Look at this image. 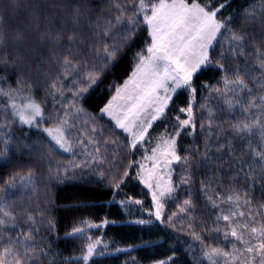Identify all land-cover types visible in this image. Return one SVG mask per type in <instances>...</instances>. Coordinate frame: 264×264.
<instances>
[{"label": "snow or ice", "instance_id": "snow-or-ice-1", "mask_svg": "<svg viewBox=\"0 0 264 264\" xmlns=\"http://www.w3.org/2000/svg\"><path fill=\"white\" fill-rule=\"evenodd\" d=\"M228 2L125 0L123 4H113L116 12L112 17H94L88 7L91 0H24V15L16 24L8 25L7 18L0 14V51L7 53L9 46L14 48L11 59L7 54L0 56V65L23 64L25 49L34 40L48 50L50 60L59 66V74L48 81L47 95L55 99L71 93L72 101L62 100L61 111L46 116L42 101L29 94L24 103L18 104L15 99L20 89L0 86V96L8 98L7 107L11 109L10 117L0 122L5 145L0 157L7 155V133L11 123L18 121L43 131L63 152L73 153L76 148L87 151V145H93V152L88 153L91 162L103 164L104 159L93 154L101 149L96 147L98 141L91 133L97 131L92 126L97 117L107 118L113 130H119L127 141L129 153L141 149L144 153L140 160H129L125 168L107 177L99 173L112 189V202L122 206V212L135 205L139 206L137 213L148 215L149 219L135 220L137 224L170 223L178 214L189 213L195 207L190 193L182 201L177 197L182 185L192 184L191 166L196 159L187 149L181 154L178 141L182 135L202 137L203 150L191 151L197 152L204 167L214 170L216 161L228 156L236 168L232 180H244L249 188L258 183L264 188V32L261 43L251 45L254 60L247 62L249 33L235 29L231 16L225 19L220 15ZM9 3L19 16L20 0ZM242 19L264 29V8L246 11ZM237 56L245 57L243 68ZM229 58L233 60L231 65L226 63ZM210 69L219 70L217 85L201 80ZM66 77H71V87L65 86ZM17 84L32 87L23 79H18ZM201 92L207 95L201 96ZM213 96L222 107L207 102ZM88 105H92L91 114ZM80 114L89 117L81 119L90 125L85 138L74 135L76 122H70V117ZM45 119L50 126H41ZM158 123L163 131H152ZM104 143L116 144L118 140L106 139ZM146 144L153 146L149 150ZM88 163L69 161L72 170ZM174 164L181 166L178 182L173 180ZM56 175L60 176V169ZM64 175H68V169ZM17 177L21 184H31L34 173L29 170L24 176L10 175L0 184V264H42L41 258L48 253L34 244L40 232L36 225H46V230L52 232L56 221L44 208L34 214L33 210L13 211L8 207L3 193L16 188ZM132 181L143 186L150 197V207L143 199L125 192ZM210 187L201 182L206 199L218 212L214 218L216 227L208 230L209 235L222 234L230 241V248L205 245L208 250L204 256L210 264H264V203L254 206L248 192L237 191L234 185L227 186L231 191L226 194L216 192L214 198L208 194ZM120 194L124 198L117 200ZM45 196L48 198L47 193ZM169 202L179 205V213L165 215ZM115 222L107 218L100 223L83 219L74 224L65 237L83 238L84 242L80 254L69 259L74 264H96L95 257L106 255L108 244L102 237H90L88 230ZM189 234L204 245L202 235L195 231ZM172 260L170 256L159 264H170Z\"/></svg>", "mask_w": 264, "mask_h": 264}, {"label": "trees", "instance_id": "trees-1", "mask_svg": "<svg viewBox=\"0 0 264 264\" xmlns=\"http://www.w3.org/2000/svg\"><path fill=\"white\" fill-rule=\"evenodd\" d=\"M115 2L125 3V0H91L88 5L90 15L100 17H112L116 12L113 7ZM21 12L17 16L10 6L9 0H0V14L7 18L8 25H14L19 18L24 15V0H20ZM264 8V0H229L227 6L220 14L222 18H233L232 26L237 29H243L249 33V39L246 44L247 62L254 60L252 54V44L261 43V34L264 32L258 24H248L242 19L246 11ZM219 50V49H218ZM7 54L9 59L14 54V48L9 46L7 53L0 51V56ZM26 60L19 66L0 65V86L8 89L9 87L20 89L16 99L19 102V95L23 97L21 102H25L24 97L31 94L38 102H43L45 114L48 116L53 112H60V102L67 100L71 103V93L62 98H52L47 95L49 88V79L59 74V66L50 60L49 52L41 47L34 40L25 49ZM59 55V53H58ZM90 58V57H89ZM240 67L243 68L246 59L244 56H237ZM226 63L231 65L233 60L229 58ZM43 73V74H42ZM219 70L210 69L205 71L201 77L203 82L209 85H217L219 80ZM18 79H23L28 87L21 88L17 84ZM71 77L64 78L66 87H71L69 83ZM222 86V85H220ZM201 96H206V92H201ZM183 100V97H181ZM213 106L218 105L216 98L210 97L207 101ZM10 103L8 98L0 96V122L10 117L11 109L7 107ZM91 114L92 105H88ZM8 113L6 116L5 113ZM198 116L201 115L197 110ZM206 115V114H205ZM227 119V114L224 116ZM76 122L74 135H80L85 138L88 134L90 125L82 123L81 119L88 120L89 117L83 114L70 117ZM42 127L50 126V121L45 119L41 122ZM94 126L97 131L91 133L98 141L96 147L101 149L100 153H93L104 159V163H92V157L88 155L93 152V145H87V151L76 148L75 152L67 153L59 150L47 137V135L37 128L27 125H21L19 122L11 123V131L7 133L10 143L7 147V155L0 157V184L10 175L20 176L27 174L29 170L34 173V179L31 184H21L17 177V186L14 189H8L3 193L4 200L8 201V207L13 211L20 209L33 210L34 214L39 208L46 209V213H51L49 218L56 221V229L52 232L46 230V225L37 223L36 227L40 232L36 234L37 240L35 246L43 247L48 255L41 258L42 264H74L69 258L80 254L83 238L65 237L74 224H79L83 219L91 222L100 223L102 219L116 221L100 229L88 230L90 237H102L108 244L106 255L95 257L96 264H159L161 260H167L173 257L170 264H210L204 256L207 251L205 245L223 247L225 250L230 248V241L225 240L222 234L212 233L209 235V229L216 227L214 218L218 214L210 202L206 199L205 191L201 188V182H205L211 187L207 189L208 194L215 198L216 192L226 194L231 191L227 186L234 185L237 191H247L252 198L253 205L264 203V188L261 184H255L251 188L247 187L244 180L234 181L230 177L235 174L236 168L232 166L233 161L225 156L223 161H216V168L210 170L204 167L194 148L203 150V139L199 135L181 136L178 141L181 154L187 149L191 152L193 160L191 166L192 184L181 186L177 197L178 200L188 198L189 193L195 207L189 213H180L169 222L161 224L159 221L147 225H140L134 221L137 219H149L144 212L137 213L139 206H130V211L122 212L120 205L112 202L110 195L112 189L105 184L99 173L104 172L106 177L108 173H115L119 169L127 166L129 160H140L144 154L143 150H137L129 153L125 147L127 141L119 130H113L107 118L99 119L97 117ZM163 131V126L157 124L152 131ZM4 139V130L0 129V151L5 148L2 143ZM106 139H116V144H105ZM154 144V141H153ZM153 144H146L145 147L150 150ZM69 161L81 163L88 161L84 167L72 170ZM175 172L173 180L178 182L180 179L181 166L174 164ZM60 169V176L56 175V170ZM65 169H68V175H64ZM51 170V172H50ZM62 180V182H60ZM261 183H264L262 181ZM130 189V191H129ZM125 192L134 198L143 199L145 206L150 207V197L146 194L142 185L132 181ZM45 193L48 194L46 198ZM123 194L117 196L123 199ZM227 209V205H221ZM171 212L179 213V205L169 202L166 205L165 215ZM154 219V218H153ZM39 220V217H38ZM192 224V228H189ZM221 221L220 225L223 226ZM25 229L27 225H23ZM15 232L16 229H8ZM195 231L204 237V245L195 240L189 233ZM117 248L127 249L126 251H116Z\"/></svg>", "mask_w": 264, "mask_h": 264}, {"label": "rangeland", "instance_id": "rangeland-1", "mask_svg": "<svg viewBox=\"0 0 264 264\" xmlns=\"http://www.w3.org/2000/svg\"><path fill=\"white\" fill-rule=\"evenodd\" d=\"M19 99L22 101L23 97H22L21 95H19ZM21 101L19 102L18 100H15V102L18 103V104H19V103H24V102H21ZM148 154H150V151H149ZM149 166H150V165H149ZM173 167H174V165H173Z\"/></svg>", "mask_w": 264, "mask_h": 264}]
</instances>
